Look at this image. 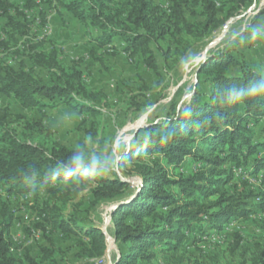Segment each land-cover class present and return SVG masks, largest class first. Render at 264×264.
<instances>
[{"label":"trees","instance_id":"1","mask_svg":"<svg viewBox=\"0 0 264 264\" xmlns=\"http://www.w3.org/2000/svg\"><path fill=\"white\" fill-rule=\"evenodd\" d=\"M254 1L168 0L165 11L152 0H25L21 10L8 0H0V15L8 19L6 39L0 41V46L5 49L10 39L16 41V35L26 30V24L18 21L11 9L24 16V8L34 9L44 17L46 6L59 13L67 11L78 22L98 30L100 34L94 38L98 47L115 51L113 42L119 40L125 53L141 57L146 66L156 69L152 44L158 47L167 42L170 49L174 41L176 54L182 49H179L181 35L200 40ZM225 8V17H220ZM256 8L257 16L263 14L264 1ZM186 11L201 20L189 21ZM185 51L184 47L181 55ZM164 54L168 56V52ZM27 58L29 66L21 64L17 69L0 59V94L15 98L27 109L50 107L53 106L50 101L59 100L81 113L96 114L105 105L103 91L94 90L85 82L79 67L82 59L65 66L55 50L40 51L34 45L30 46ZM36 68L46 71V81L34 74ZM196 73L197 81L207 84L208 93L202 96L195 90L182 109L165 115L159 124L150 122L152 127L143 130L151 134V140L145 142L143 135L136 139L132 152L121 161V169L129 167V173L141 178L136 191L117 176L99 178L84 188L60 189L70 192V198L90 189L93 207L104 201H120L111 212V219L116 242L127 250L119 253L114 264L150 261L156 256L149 251L153 245L164 253H177L193 227L206 236L220 234L232 222L244 221L251 215L264 218V102H245L234 107L223 103L219 94L223 86L243 84L264 74V64L257 59L248 61L234 47L213 49L207 52ZM188 108L190 116L184 114ZM257 126H261L259 130ZM35 127L33 132L16 133L5 116L0 115V190L7 196L36 198L39 190L50 189L55 181L45 180L32 187L24 176L33 168L46 175L49 165L71 150L52 140L50 130L40 123L31 126ZM169 128L175 130V135L162 142L160 137ZM153 155L161 156L164 163L153 159ZM185 159L187 164L182 168ZM235 169L254 176L262 172V188L257 194L248 183L242 189L235 185L227 187ZM60 190L53 193L60 195ZM40 216L52 229L64 234H83L87 242L82 244L81 256L104 255L106 236L100 228L84 226L74 214L65 218L54 207L44 208ZM14 222L9 203L0 199V264H57L53 251L58 249L54 247H41L42 256L38 259L30 254L15 256L8 238ZM211 264H264V250L256 244L249 258L243 256L234 263L213 260Z\"/></svg>","mask_w":264,"mask_h":264},{"label":"rangeland","instance_id":"2","mask_svg":"<svg viewBox=\"0 0 264 264\" xmlns=\"http://www.w3.org/2000/svg\"><path fill=\"white\" fill-rule=\"evenodd\" d=\"M14 8L21 10L25 0H8ZM40 0H36L39 2ZM264 0H256L252 5L242 10L239 15L226 19L219 29L200 40L181 35L180 48H186L181 55L174 52L177 43L173 41L168 49L167 42H161L158 47L151 45L156 55V69L145 65L141 57H133L122 50L119 40L113 42L116 50L100 48L94 38L100 32L87 27L67 11L59 13L44 7V17L24 8V14H17L11 9L12 15L18 21L26 24L24 34H17L16 41L10 39L5 49L0 46V59L17 69L21 64L29 66L28 53L34 45L40 51L55 50L59 61L65 66H71L73 61L82 59L79 64L83 77L88 86L101 90L105 95V105L99 107L96 114L81 113L71 105L59 100L50 101L53 106L45 108H24L11 96L0 94V115L5 116L8 126L16 133L33 132L35 123L50 130V138L68 148L80 142L84 136L91 135L99 141L98 147L110 140L117 144L121 139L136 134V139L142 137L143 125L161 119L169 113H174L184 107L191 99V92L198 91L202 96L208 93V86L203 81H197L196 70L208 51L213 49L236 48L246 59H257L264 64V41L252 42L250 45H239L235 41L231 45L223 44L227 39L224 34L232 30H243L248 24L264 19V13L256 15L257 4ZM153 4L168 11V0H152ZM227 8L220 12L225 17ZM186 18L197 23L201 19L193 18L186 11ZM7 17L0 15V41L6 39ZM168 52V56H165ZM22 62V63H21ZM34 74L47 80L46 71L36 68ZM261 126H257L259 130ZM139 129V132H137ZM36 133V132H34ZM34 136L36 134H33ZM36 137V136H35ZM259 137V136H257ZM42 140V139H40ZM39 140V141H40ZM38 141V142H39ZM160 163H164L159 155H153ZM187 160L182 163L186 167ZM227 167H230L229 165ZM129 167L120 169L108 177H119L130 183L136 191L142 180L139 176L129 173ZM262 172L249 175L235 169L227 187L234 185L242 189L245 183L255 194L262 188ZM55 182L50 189H41L36 198L29 195L7 196L0 190V199H5L15 215V222L8 235L11 242V252L17 257L30 254L37 259L42 256L41 247L55 250L54 259L57 264H114L120 252L127 250L119 245L114 236V223L111 212L120 201H104L92 206L90 189H85L70 198ZM73 189V188H72ZM55 190L62 193L56 195ZM249 203H253L250 199ZM54 207L61 211L65 218L74 214L86 227L100 228L106 236V250L100 258L81 256L82 244L87 242L83 234H64L58 229H52L41 219L44 208ZM264 218L251 215L248 219L237 220L226 226L220 234L202 236L194 227L184 239L177 253H164L158 246L153 245L149 251L156 256L150 261L140 260L138 264H171L181 261L182 264H211L213 260L220 263L238 262L244 257L249 258L256 244L264 250ZM209 232L208 229H206Z\"/></svg>","mask_w":264,"mask_h":264},{"label":"clouds","instance_id":"3","mask_svg":"<svg viewBox=\"0 0 264 264\" xmlns=\"http://www.w3.org/2000/svg\"><path fill=\"white\" fill-rule=\"evenodd\" d=\"M224 36L227 39H222L221 42L226 45H231L235 41L239 45L248 46L252 42L264 41V19L248 24L242 31L232 30ZM190 92L191 95L195 94L191 90ZM219 94L223 98V103L234 107L245 102H264V74L256 75L243 84L231 83L223 86ZM184 114L190 116L191 109H185ZM159 122L160 120L157 119L156 123L159 124ZM142 127L147 129L152 125L145 124ZM174 135L175 130L169 128L160 139L162 142H167ZM143 138L145 142H148L151 140V134L144 132ZM98 144L99 141L93 136H84L71 148L67 156L56 159L49 165L45 170L46 175L39 169L33 168L24 176V179L32 187H36L38 183L45 180L55 181V184L63 189L90 186L97 179L111 176L121 169V161L137 144L136 134L133 133L131 137L121 139L118 144L115 140H110L103 147H98Z\"/></svg>","mask_w":264,"mask_h":264}]
</instances>
